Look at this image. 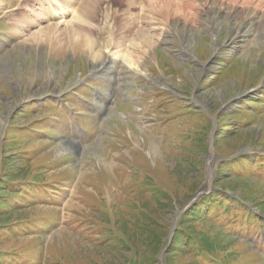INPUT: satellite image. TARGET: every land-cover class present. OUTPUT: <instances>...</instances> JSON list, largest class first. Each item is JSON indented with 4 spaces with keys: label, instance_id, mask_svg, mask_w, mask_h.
I'll return each instance as SVG.
<instances>
[{
    "label": "rangeland",
    "instance_id": "obj_1",
    "mask_svg": "<svg viewBox=\"0 0 264 264\" xmlns=\"http://www.w3.org/2000/svg\"><path fill=\"white\" fill-rule=\"evenodd\" d=\"M37 1L0 0V213L17 219L0 264H191L168 248L217 188L264 220V0H85L70 24ZM235 217L214 253L264 264V225Z\"/></svg>",
    "mask_w": 264,
    "mask_h": 264
},
{
    "label": "trees",
    "instance_id": "obj_2",
    "mask_svg": "<svg viewBox=\"0 0 264 264\" xmlns=\"http://www.w3.org/2000/svg\"><path fill=\"white\" fill-rule=\"evenodd\" d=\"M258 102L252 101L247 102L248 106H258ZM30 105H25L23 108L26 110V108ZM243 105H241V108ZM246 115L252 116L253 114L249 110H245ZM247 120V119H246ZM219 123V121H217ZM38 125H40V122H38ZM220 125V124H219ZM47 135L51 133L50 131L46 132ZM26 138V137H25ZM238 160L242 161H249L248 158H241L239 156L236 157L235 163ZM6 162L10 161V159H6ZM255 162H252V165H254ZM9 174L1 173V183H9L11 182V179L15 177V171L16 168L13 170L12 167L9 166L8 168ZM224 180V179H223ZM2 186V185H1ZM235 193L233 192L232 195H227V193L224 192V189L217 188L213 189L210 195H206L202 198H200L194 206L190 207L187 211H184L183 214L179 217L176 232L172 238V242L169 246L168 253H180L185 254L189 256L192 263L191 264H226L225 261H223L220 257H218L214 253V249L216 245H218V241L220 240V243H222V246L224 244H228V246L233 245L232 239H230V234H227L226 232L230 233L229 230L226 228V222H230V216L235 213L237 221L242 224H247V221L245 218H251L255 224L252 226L254 227L259 225H264V220H260L257 215L253 214L252 211H250V208L247 206L250 202L239 197L240 199H237ZM260 202V200H259ZM8 203H2L0 202V212L3 209H7ZM261 205V204H260ZM9 214L0 213V224L7 225L11 224L14 221L12 219L6 218ZM239 215H241L242 219L239 218ZM220 216H224V219L221 220ZM198 221L201 222L202 225H207L208 229L213 232V237H209L205 235L202 231V229L195 227L191 228V226L188 224L190 221ZM209 221V222H208ZM200 224V225H201ZM189 225V226H186ZM34 224H27L25 229L29 231H33ZM14 227L10 228V232H13ZM239 228L236 227L231 234L236 235L238 233ZM0 231H4L3 228ZM26 232H23V235H25ZM238 236V235H237ZM233 238V237H231ZM225 239L228 240V242H225ZM235 239V238H234ZM236 240V239H235ZM241 242V241H240ZM245 242V241H244ZM224 243V244H223ZM243 244H251L243 243ZM251 247V246H250ZM157 248V249H156ZM153 249V252L156 253V255L159 253L161 246L159 244L158 247ZM236 249V246L233 248L231 257L233 256L234 250ZM252 250V249H251ZM254 252V251H253ZM255 253V252H254ZM156 261H154L155 263ZM143 262H136V264H142ZM148 261H146L144 264H147Z\"/></svg>",
    "mask_w": 264,
    "mask_h": 264
},
{
    "label": "bare ground",
    "instance_id": "obj_3",
    "mask_svg": "<svg viewBox=\"0 0 264 264\" xmlns=\"http://www.w3.org/2000/svg\"><path fill=\"white\" fill-rule=\"evenodd\" d=\"M82 1V2H81ZM86 1H88V0H86ZM85 0H80V1H78V0H38L37 1V6H39L38 7V9H40L41 11H42V14H44L45 16H47L49 19V21H54L55 19H57V20H59L60 22H63V23H71V21L72 22H74V21H76V22H78L79 20H80V18H81V16H79L78 15V17H77V15L75 16V13L73 12L74 11V9H75V7L78 5L79 6V10H80V6L82 7V4L84 3V2H86ZM133 2H129L128 3V5L132 8L133 6H134V0H132ZM137 1V0H136ZM145 1V0H144ZM94 2L95 1H91V2H89L90 4H91V6L94 4ZM152 2H154V3H156L157 2V0H151V3ZM234 2V1H233ZM144 3V2H143ZM150 4V3H149ZM153 4V3H152ZM136 5H138V3H136ZM136 5L133 7V8H135L136 7ZM146 5H148V3L146 4ZM184 6L182 7V12L185 14V15H189L190 13L188 12V10L186 9L187 7H188V5H185V4H183ZM88 6H89V4H88ZM145 6V4H141V6H139V7H141V9L142 10H144V7ZM86 7H87V4H86ZM129 7V8H130ZM200 7V6H199ZM129 8H127V9H129ZM132 8V9H133ZM90 6L88 7V13H90L91 11H90ZM140 9V10H141ZM181 9V8H180ZM131 10V9H130ZM95 11V10H94ZM93 11V9H92V12H94ZM91 12V13H92ZM97 12V11H96ZM95 12V13H96ZM130 12V11H129ZM132 12V11H131ZM143 12V11H142ZM142 12H140V13H142ZM79 12H77L76 11V14H78ZM134 13V12H133ZM136 13V12H135ZM139 13V12H138ZM139 13V14H140ZM144 13V12H143ZM154 13H156V12H154ZM92 14H94V13H92ZM153 14V13H152ZM90 15L91 14H85V16L86 17H90ZM128 15H129V13H128ZM141 15V14H140ZM154 15V14H153ZM160 15V14H159ZM185 15H183V17H185ZM94 16H96V14H94ZM135 16V15H134ZM147 16V15H146ZM93 17V16H92ZM143 17V16H142ZM67 18H69V20H67ZM91 18V17H90ZM137 18H138V16H137ZM149 18V17H148ZM153 19V18H152ZM126 20V19H125ZM146 20V19H145ZM44 21V20H43ZM130 21V20H129ZM128 21V22H129ZM132 21V20H131ZM145 22V21H144ZM143 24V23H142ZM148 24V23H147ZM67 26V25H66ZM72 26V25H71ZM126 27H130V26H126ZM140 34H141V32L140 31H137L136 32V35H137V37L136 38H134L133 39V43H135L137 40H138V38H139V36H140ZM71 35V34H70ZM145 35V34H144ZM147 36V35H146ZM148 37V36H147ZM143 38V37H142ZM74 40H75V38H74ZM142 40V39H141ZM147 40V39H146ZM140 41V40H139ZM71 44H73L71 41H69ZM132 43V44H133ZM74 44H75V41H74ZM73 44V45H74ZM137 44V43H136ZM149 45L150 46H153L154 45V42H149ZM149 45L147 46V48H149ZM139 46V45H138ZM145 46V45H144ZM143 46V47H144ZM133 47H135V46H133ZM83 48V47H82ZM139 48V47H138ZM139 50V49H138ZM141 51L143 50V49H140ZM116 54H114V56H115ZM136 58V59H135ZM134 59H135V61L134 60H132L133 62H136V60L138 59V57H135ZM112 64V63H111ZM113 65V64H112ZM131 66V65H130ZM133 66V65H132ZM134 68H135V65H134ZM138 69V68H137Z\"/></svg>",
    "mask_w": 264,
    "mask_h": 264
}]
</instances>
